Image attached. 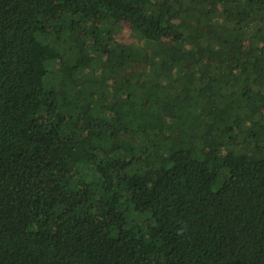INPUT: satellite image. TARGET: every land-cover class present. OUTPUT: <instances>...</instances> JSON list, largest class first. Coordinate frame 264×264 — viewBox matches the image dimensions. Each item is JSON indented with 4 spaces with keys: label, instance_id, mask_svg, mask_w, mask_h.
<instances>
[{
    "label": "trees",
    "instance_id": "obj_1",
    "mask_svg": "<svg viewBox=\"0 0 264 264\" xmlns=\"http://www.w3.org/2000/svg\"><path fill=\"white\" fill-rule=\"evenodd\" d=\"M0 264H264V0H0Z\"/></svg>",
    "mask_w": 264,
    "mask_h": 264
},
{
    "label": "rangeland",
    "instance_id": "obj_2",
    "mask_svg": "<svg viewBox=\"0 0 264 264\" xmlns=\"http://www.w3.org/2000/svg\"><path fill=\"white\" fill-rule=\"evenodd\" d=\"M62 8L61 7H58L57 5H52L50 6L45 15H46V19L49 21L50 18L52 17H57V16H60V14L62 13ZM51 23V21H50ZM116 39H118L119 41L121 42H131L132 39L130 38V29L128 26H123L121 28V31H119L117 34H116ZM133 60V59H131ZM133 62V61H132ZM136 61H134L131 65L129 66H126L128 67L127 69L129 70H132L134 67H138L139 66V62L138 63H135ZM124 72V66L122 67V73ZM124 142H125V139H124Z\"/></svg>",
    "mask_w": 264,
    "mask_h": 264
}]
</instances>
